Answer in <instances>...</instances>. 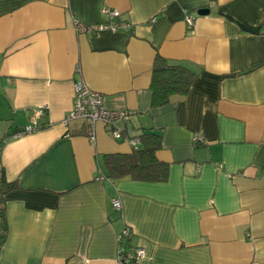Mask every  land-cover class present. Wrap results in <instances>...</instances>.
I'll list each match as a JSON object with an SVG mask.
<instances>
[{"label":"crops","instance_id":"1","mask_svg":"<svg viewBox=\"0 0 264 264\" xmlns=\"http://www.w3.org/2000/svg\"><path fill=\"white\" fill-rule=\"evenodd\" d=\"M105 8L128 27L74 29L111 21ZM156 56L197 75L162 106ZM78 77L134 111L122 139L63 124ZM37 108L43 127L20 135ZM143 131L162 135L167 179L106 177L102 155L129 153ZM2 179L16 186L0 264H125L124 227L145 252L135 264H264V0H0Z\"/></svg>","mask_w":264,"mask_h":264},{"label":"trees","instance_id":"2","mask_svg":"<svg viewBox=\"0 0 264 264\" xmlns=\"http://www.w3.org/2000/svg\"><path fill=\"white\" fill-rule=\"evenodd\" d=\"M196 73L176 64L169 63L166 59L156 56L151 76V105L162 106L169 101L173 94H186L192 82L196 78ZM140 144L137 148H132L129 153H107L102 155V163L106 177L122 178L130 177L140 181H165L168 177V163L159 161L156 157L157 150L160 149L162 135L153 131H143L137 135ZM15 183L0 181V244L7 236V223L5 218L4 197L7 192L15 188ZM120 246L126 251L128 242ZM121 262L125 264H135L133 260L126 257V253H119Z\"/></svg>","mask_w":264,"mask_h":264},{"label":"built area","instance_id":"3","mask_svg":"<svg viewBox=\"0 0 264 264\" xmlns=\"http://www.w3.org/2000/svg\"><path fill=\"white\" fill-rule=\"evenodd\" d=\"M103 12L111 18V21L106 23H87L75 18L73 20L74 29L80 33H94L101 30H110L115 32L128 27L126 22L115 21V18H117L120 14L118 10L105 8L103 9ZM187 21L189 24H192L191 17H187ZM77 71H79V68H77ZM133 113L134 111L131 109H108L104 105L103 95L100 92L91 89L84 82L82 77H78L74 81L72 107L63 119V124H66L72 119H83L87 126V137L92 143L95 141L96 137V126L98 123H102L109 127V133L111 136L118 140L123 138L119 123L129 119ZM43 115L44 108L35 109L30 117L29 123L24 126L22 131H20V135L42 128L43 124L39 123L38 119ZM127 141L132 146V148H137L140 144L138 136L128 137ZM112 205L117 210L121 208V203L118 199H113ZM129 235V228L124 227L118 236L119 241H122L124 238H128ZM122 252H125L126 257L129 260H133L135 263L145 254L144 249L142 248H128L126 251H124V248L120 246L118 253Z\"/></svg>","mask_w":264,"mask_h":264},{"label":"water","instance_id":"4","mask_svg":"<svg viewBox=\"0 0 264 264\" xmlns=\"http://www.w3.org/2000/svg\"><path fill=\"white\" fill-rule=\"evenodd\" d=\"M209 13V9L208 8H200L197 10V14L198 15H206Z\"/></svg>","mask_w":264,"mask_h":264}]
</instances>
